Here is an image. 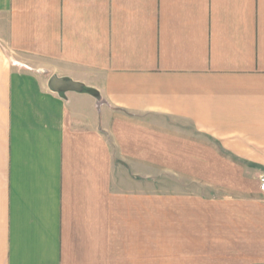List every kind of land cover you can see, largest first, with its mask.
<instances>
[{
  "label": "crops",
  "instance_id": "0c3cea01",
  "mask_svg": "<svg viewBox=\"0 0 264 264\" xmlns=\"http://www.w3.org/2000/svg\"><path fill=\"white\" fill-rule=\"evenodd\" d=\"M262 177L264 0H0V264H264Z\"/></svg>",
  "mask_w": 264,
  "mask_h": 264
},
{
  "label": "rangeland",
  "instance_id": "374dc122",
  "mask_svg": "<svg viewBox=\"0 0 264 264\" xmlns=\"http://www.w3.org/2000/svg\"><path fill=\"white\" fill-rule=\"evenodd\" d=\"M198 136V135H194ZM211 141H209L208 145H211ZM200 145L199 141L192 144V157L189 160L190 164L185 165H174V166H161L160 174L161 175H187L185 178L172 177L166 178L168 179L170 184L179 186V187H190L193 191L199 190V182L198 177L201 173L203 167L199 164L200 157ZM209 152V151H208ZM210 169V167H208ZM145 172H152L150 168L147 169L145 167ZM188 176H191L190 178Z\"/></svg>",
  "mask_w": 264,
  "mask_h": 264
},
{
  "label": "water",
  "instance_id": "95a60500",
  "mask_svg": "<svg viewBox=\"0 0 264 264\" xmlns=\"http://www.w3.org/2000/svg\"><path fill=\"white\" fill-rule=\"evenodd\" d=\"M49 87L53 92L63 94L67 92L90 93L95 94L94 90L88 89L82 84L76 83L70 79H59L52 77L49 82Z\"/></svg>",
  "mask_w": 264,
  "mask_h": 264
},
{
  "label": "built area",
  "instance_id": "2783aa9c",
  "mask_svg": "<svg viewBox=\"0 0 264 264\" xmlns=\"http://www.w3.org/2000/svg\"><path fill=\"white\" fill-rule=\"evenodd\" d=\"M260 191H261L262 196L264 198V177H262L261 181H260Z\"/></svg>",
  "mask_w": 264,
  "mask_h": 264
}]
</instances>
